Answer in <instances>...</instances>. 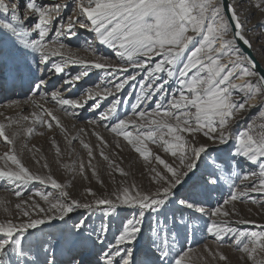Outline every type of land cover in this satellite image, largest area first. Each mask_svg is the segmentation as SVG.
<instances>
[{
	"label": "snow or ice",
	"instance_id": "snow-or-ice-1",
	"mask_svg": "<svg viewBox=\"0 0 264 264\" xmlns=\"http://www.w3.org/2000/svg\"><path fill=\"white\" fill-rule=\"evenodd\" d=\"M82 31L90 59L72 48ZM253 31L264 37V0H0V107L14 113L0 112V181L19 200L0 218V264H230L226 242L244 264H264V224L237 207L264 209V71L249 52ZM126 89L135 118L119 111ZM57 111L90 113L91 129L69 139ZM37 126L79 140L87 162L63 165L74 176L103 184L93 163L103 161L115 186L98 193L82 183L74 196V185L30 170L16 143L21 128ZM125 148L149 188L129 182ZM33 184L44 190L25 200ZM249 224L259 230L239 227ZM197 239L216 247L196 249Z\"/></svg>",
	"mask_w": 264,
	"mask_h": 264
},
{
	"label": "rangeland",
	"instance_id": "rangeland-1",
	"mask_svg": "<svg viewBox=\"0 0 264 264\" xmlns=\"http://www.w3.org/2000/svg\"><path fill=\"white\" fill-rule=\"evenodd\" d=\"M46 3H54L55 0H45ZM91 36L85 32H81V36L79 41L72 42V48L74 51L77 52L78 55L92 58L89 56L87 52L84 51V48L87 46L85 41L90 40ZM253 42V41H252ZM96 51L101 53L105 56H110L111 53L108 49L104 46L95 45ZM253 51L255 56L258 58L260 63L264 67V37L259 38L257 41L253 42ZM100 81V75L93 74L89 80V84H96ZM132 89H126L123 93H121V97L123 100H128V103H121L119 106V111L122 115V118H135L133 117V110L131 109V103L135 102L134 95L129 97V92H132ZM17 95H21L19 90L17 93L12 94V98H16ZM78 95V94H77ZM111 98L109 101L105 102L104 106H107L110 103ZM6 99L5 96L0 95V103H5ZM47 107H52L51 104L46 105ZM145 108L151 109L154 108V104L151 105H144ZM32 111H34L32 106H25L24 115H29ZM0 112H3L5 115H13L12 110H7L0 107ZM257 112L258 109H252L251 114L248 117L249 120H257ZM61 121V124L68 130L69 139L71 136L78 135V130L80 128H88L91 129V125L87 124V119L91 118L90 113H83L80 118H74L71 115L65 114L63 112L57 111L55 113ZM0 122H3V116H0ZM53 128H55V122L53 121ZM31 126L29 122H25V127ZM246 122H241V124L235 125L233 131H239L241 128L246 127ZM101 131L105 137L109 140L112 139V134L104 132L102 128L98 129ZM40 133H43L41 135ZM81 138L85 140H89L93 145L96 144V140L94 137H87L82 136ZM55 140L57 145L61 148L63 155L61 157H57L55 148L52 146V141ZM26 145V147H25ZM151 147L155 148L154 145H150ZM37 149L39 151H37ZM16 150L20 154L23 162L30 170L35 173L47 175L51 173L54 177L64 183H68L70 185H74V187L70 188V191L74 196L79 195L83 189L80 185L83 183L88 185L87 181H82V179L78 176H74L70 171L63 167L64 164H73L76 163L78 167L79 161L84 160L85 163L87 162L86 152L82 149L81 145L79 144V140L73 141L71 145H68L67 140L65 139L64 135H62L58 129L53 130L48 129L47 127H39L37 126L35 131L31 135L25 134L23 128L20 129V135L17 139L16 143ZM6 151V147L2 141H0V154H3ZM123 163L122 167L126 170L131 172V176L129 177V182L134 181L138 185H142L145 189L150 187V182L147 174L143 171L141 162L137 159L136 154L133 153L129 148H125L124 151L120 154ZM39 160V163H37ZM47 163L49 167L45 169L43 165ZM93 163H98V167L101 172V179L103 180V184L98 183L96 180H92L91 184L88 185L93 188L94 191L104 192L110 190L115 185L112 184V177L108 175V171L106 169V164L103 161H94ZM4 166V162L0 161V167ZM246 170H253L247 169ZM258 170V169H256ZM91 173L89 172V176ZM114 178L119 183L122 177L119 174H114ZM44 190V186L39 184L29 185L28 191L24 196L26 200L28 196H31L34 190ZM48 191H54L50 187L47 189ZM36 199H39L38 197ZM19 200L16 198L13 193L8 190V185L6 182L0 181V218H3L7 215L5 209L8 211L15 212V204L18 203ZM259 214V212H257ZM264 220V218H263ZM58 223V222H57ZM264 224V223H261ZM236 226V225H234ZM239 227L246 231H258L259 229L256 228L254 225H239ZM113 230H115V224L113 225ZM210 241V240H209ZM209 241L197 239L196 241L192 242V246L196 249H200L201 246ZM210 243V242H209ZM224 254L229 258L230 264H244V261L241 260V253L236 251L234 248L230 247L229 244L226 242L224 245Z\"/></svg>",
	"mask_w": 264,
	"mask_h": 264
},
{
	"label": "bare ground",
	"instance_id": "bare-ground-1",
	"mask_svg": "<svg viewBox=\"0 0 264 264\" xmlns=\"http://www.w3.org/2000/svg\"><path fill=\"white\" fill-rule=\"evenodd\" d=\"M249 37L252 39L253 42L257 41L258 39L256 38L257 37V32L256 31H253V32H250L248 33ZM261 38V37H260ZM253 50V48H252ZM225 61H227V58H225ZM263 66V65H262ZM236 83H241V81H236ZM145 107V106H144ZM238 210L240 211L241 213V217L242 218H248V219H251V220H254L256 221L257 224H261V223H264V209H261L259 206L257 205H252L250 203H244V204H238ZM251 208V211H249V209ZM257 212H259V214H257ZM210 240V241H209ZM209 240H205L206 241H209L208 244H210L213 248L216 247L215 244H213V242L211 241V239ZM204 242V243H205ZM227 248H224L223 247V251L226 250ZM197 258L194 257V260H196Z\"/></svg>",
	"mask_w": 264,
	"mask_h": 264
},
{
	"label": "water",
	"instance_id": "water-1",
	"mask_svg": "<svg viewBox=\"0 0 264 264\" xmlns=\"http://www.w3.org/2000/svg\"><path fill=\"white\" fill-rule=\"evenodd\" d=\"M249 52L251 53L252 57L256 60L258 66H259L258 70L264 71V67L262 66V64L260 63L258 58L255 56L254 51L252 49H249Z\"/></svg>",
	"mask_w": 264,
	"mask_h": 264
}]
</instances>
